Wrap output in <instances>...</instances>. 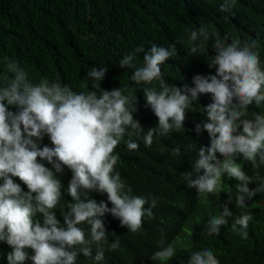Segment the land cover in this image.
Listing matches in <instances>:
<instances>
[{
	"label": "clouds",
	"instance_id": "obj_1",
	"mask_svg": "<svg viewBox=\"0 0 264 264\" xmlns=\"http://www.w3.org/2000/svg\"><path fill=\"white\" fill-rule=\"evenodd\" d=\"M215 3L219 11L231 13L236 0ZM185 35L192 56L202 52L212 33L201 24L197 30L186 29ZM212 47L214 54L206 63L214 74L194 75L191 87L177 88L163 77L161 66L177 55L175 44H152L147 51L138 47L119 60L120 69L133 70L130 80L144 86L145 100L157 118L156 126L146 131L133 118L136 96L128 88H101L105 65L86 72L87 91L74 92L58 80L34 83L16 61H0L5 71L0 81V243L11 249L6 264H77L79 256L88 264H107L106 252L119 249L120 240L109 241L105 215L135 234L145 219L155 218L163 200L162 192L150 198L132 194L115 169L114 149L123 142L130 151L143 150L154 137L183 129L185 114L203 94L210 95L211 103L202 109L204 118L192 131L195 137L182 144L189 162L177 179L185 188L183 193L166 192L179 210L163 213L176 225L208 217L205 231L215 245L227 227L248 238L253 216L244 208L264 193V176L251 177L254 169L264 168V113L249 118L255 107H264V67L254 41L217 38ZM140 53L143 63L137 65ZM45 137L51 146H40ZM171 154L180 157V149ZM65 168L72 173L66 187L59 179ZM235 181V190L216 189ZM250 183L256 187L249 189ZM89 192L106 194L107 200L97 202ZM57 209L63 224L56 219ZM230 209L240 215L228 225ZM189 234L177 230L173 242L162 239L158 250L144 256L156 264H220L211 248L191 245Z\"/></svg>",
	"mask_w": 264,
	"mask_h": 264
},
{
	"label": "trees",
	"instance_id": "obj_2",
	"mask_svg": "<svg viewBox=\"0 0 264 264\" xmlns=\"http://www.w3.org/2000/svg\"><path fill=\"white\" fill-rule=\"evenodd\" d=\"M201 24L209 26L212 36L203 43L200 54L190 56L185 30H197ZM217 38H226L227 43L233 38L242 43L254 41V50L264 67V0H236L231 13L219 11L215 0H0V61L4 57L16 61L34 83L58 80L74 92L87 91L86 72L91 67L105 65L108 70L101 88H128V94L136 96L133 118L145 131L156 126L157 118L145 100L144 86L130 80L133 70L120 69L119 60L138 47L147 51L152 44L163 47L175 44L177 55L161 66L163 77L177 88L184 84L191 87L194 75L214 74L215 69L210 70L206 62L214 54L212 44ZM136 63L142 65V53L137 54ZM4 78V66L0 63V81ZM209 103L210 95L203 94L191 107L192 111L185 114L183 129L154 137L152 144L143 150L130 151L123 142L114 149L118 156L115 169L132 194L150 198L162 192L163 200L155 210V218L153 215L145 219L135 234L128 233L118 220L105 215L109 241L120 240L119 249L106 252L107 264H156L144 255L158 250L162 239L165 243L173 242L175 232L181 229L190 231L188 237L194 247L203 243L211 248L220 264H264V205L258 202L264 201V193L253 197L244 208L253 216L247 239H241L227 227L222 229L215 245L205 231L208 217L188 218L182 225H176L163 213L179 210L166 192L177 189L183 193L185 187L177 178L181 171L187 170L189 151L182 144L195 137L192 131L203 120L202 109ZM252 113H264V107H255L249 118ZM44 145H49L47 137L41 141L40 146ZM140 145L144 144L140 142ZM175 148L180 149V157L171 154ZM257 174L264 176V168L254 169L251 177L255 179ZM71 175L67 168L59 174L65 187ZM13 179L21 183L18 178ZM235 184L236 181L225 183L216 189L220 193L232 187L235 190ZM21 187L27 191L22 183ZM248 187L255 188L256 184L250 183ZM88 195L97 202L107 200L106 194L89 192ZM64 200L71 202L67 195ZM59 211L55 213L56 219L63 224ZM232 212L228 225L240 215ZM10 250L0 243V264H6L5 256ZM28 252L32 254L31 250ZM25 264L31 261L26 260ZM77 264L88 261L79 256Z\"/></svg>",
	"mask_w": 264,
	"mask_h": 264
}]
</instances>
